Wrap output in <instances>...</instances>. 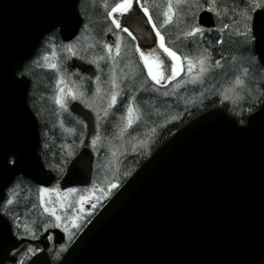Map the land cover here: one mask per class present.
I'll list each match as a JSON object with an SVG mask.
<instances>
[{
  "label": "water",
  "instance_id": "1",
  "mask_svg": "<svg viewBox=\"0 0 264 264\" xmlns=\"http://www.w3.org/2000/svg\"><path fill=\"white\" fill-rule=\"evenodd\" d=\"M79 3L0 0V198L19 176L44 188L55 182L38 153L39 125L28 105L30 82L16 80L19 67L50 32L57 30L63 42L78 35L83 24ZM139 15L142 31L133 32L137 47L162 54L152 24ZM199 15L206 28L215 27L213 15ZM71 68L96 76L93 66L79 60H72ZM80 109L87 145L93 119ZM259 110L243 124L220 107L199 115L127 178L57 263L50 261L45 246L31 259L38 257L40 264H264V119L252 120ZM9 152L19 161L13 165L15 157L9 156L5 167ZM85 178L73 162L60 184L76 185ZM52 233L55 245L62 244L63 234Z\"/></svg>",
  "mask_w": 264,
  "mask_h": 264
},
{
  "label": "rangeland",
  "instance_id": "2",
  "mask_svg": "<svg viewBox=\"0 0 264 264\" xmlns=\"http://www.w3.org/2000/svg\"><path fill=\"white\" fill-rule=\"evenodd\" d=\"M151 1V7H153L154 11L158 7L156 11L157 15H153V17L155 19V23L159 27V24L163 20L162 12L165 8L167 0H146L145 7L148 8V4L150 5ZM99 2L102 10L104 11V22L105 19L107 22V26L103 35V41L101 33H103L104 26L99 23L98 17H95L97 14V2L95 0H83L81 6V13L84 17L82 18L83 20H85L86 27L84 26L83 30L79 33V35L70 43L61 42L60 44L53 46L54 44L51 40H44V42L39 48L37 55L32 59L31 65L28 66V64L26 65V67L24 66V69L26 68L25 73L30 72L31 74L35 75L36 84L39 82L40 79H42V76L40 74L34 73L35 68L37 70H42L45 73H49L54 77L55 93L52 99L51 106L54 108L53 112L57 113L56 119L53 120L55 123L58 121V117L61 118L62 122L65 121V116L67 118H70V115L67 113V111H64L55 102V97L58 94L57 80L62 76L66 82L67 88L73 89L77 92L78 95L80 92L84 93L83 103L80 99L72 100L71 97H68L67 106L71 102L77 101L93 114L95 120V135L93 136V138H91L89 148L93 155H95L96 159L100 153L104 155L100 159H98V178H109V182H111L118 180L120 176L119 174L116 175V173H112L110 176L108 170L112 169V167L118 169V162L121 158L129 154L135 153L142 146H148L150 143L146 141L148 138L147 136H151L156 131L154 128L156 127L157 129H159L162 123L169 122V120L171 122L172 119L175 118V114L178 110H180L181 108H186L188 106L187 101H189V99L193 95V88L187 89L185 92H183V94L179 96L177 93L180 91V89L195 85L199 87V89L203 91L204 94H212L216 92H225L226 89L228 90V88H230L231 93L237 92L238 90L242 95L243 92L241 90L246 89L247 87L245 83L242 87H236L235 81L232 84L228 83L234 77H240L242 79L244 77L242 67L239 66L235 68L239 64V62H243L244 60V56L239 49V47L241 49L243 48V37L236 36L234 32V29L237 28L236 26L232 27L228 31V34L234 38L233 42L237 43L233 45V48L237 50V54L234 53L233 57H229V59L227 60L228 62L226 61L227 63L224 65L223 74L214 72L211 67L208 72L200 76L198 72L199 65H196V68L193 70L192 73H188L187 62L182 60V70L174 80H162L161 84H156L149 77L148 69L144 66V63L140 58V54L139 52H136L133 44H129V42L124 39L121 41V43L119 40H117L111 45L110 41L106 39V35L108 33H111L115 29V26L111 23V19L107 15L108 11L111 10L113 5L111 4L112 2L110 4L109 2L101 3L102 0H99ZM201 2H203V0H201ZM105 4L108 5L107 8H105ZM183 11L185 13H189L190 15V11L188 8H184ZM181 19H183V17H181ZM184 27L185 24L181 23L179 24V26L171 25L166 26L164 28H160L159 30L161 35L164 37V41L166 36V38L169 39L170 42H173L176 47L175 49L177 50L179 44L175 43L174 41H178V38L182 36L179 31ZM216 29L217 28L208 32L203 37V39L210 41L218 36L222 37V34L218 33ZM117 43L120 44L119 56L116 55L115 45ZM191 43L194 44V42L192 41H190L188 44ZM69 44H72L74 46V50L76 52L75 56H71L66 51L65 46ZM104 45L111 46V54H109ZM165 46L168 47V45L166 44ZM161 52L162 54H157L162 56V59L165 60L166 64H170L171 61L167 58L166 55H163V50H161ZM177 55L179 56L178 53ZM202 55L205 54H199L198 57ZM44 56H48V64H58L60 68L59 73L54 70H50L47 67L43 59ZM101 57H103V59H100ZM73 58H81L87 63L93 65L97 70V76L100 78L99 81L96 80L97 76L94 79L89 80L86 77L81 76L77 71L70 70L68 68V63ZM195 60L196 58L193 59L194 62ZM92 61H94L95 63H92ZM137 61L139 62V65H141L143 70H141ZM150 63L153 65L154 73L160 72L164 75L169 74L170 69H166L164 66L157 67L156 62L152 60H150ZM97 64L99 65V69L97 68ZM233 68H235V71L227 72L231 71V69ZM144 73L146 74V77H149V85L151 86H147ZM209 75L212 76L209 77ZM223 76L225 80H221ZM193 77H197L194 82ZM28 80L30 82L28 91L29 101L31 100L32 96L30 95L31 80L30 78ZM177 85H179V87ZM97 87L100 88L99 93L96 92ZM232 89L235 90L233 91ZM113 92L118 93L117 103L113 108L109 109L108 103ZM151 94L155 97H153ZM47 102H51L50 98H48L46 102H42L39 111L38 109L33 110L31 108L39 122V132L41 130V123L46 122L48 120L47 117L49 116V114L47 113L48 109L46 107L50 105H48ZM34 103L38 104L37 102H35V100ZM85 104L90 105V107H86ZM128 105H132L135 109V112L133 114L134 123L130 128L126 127L125 119V117L127 116ZM105 110L108 111L107 116L104 115ZM115 110L121 114L115 113ZM207 111L203 113H206ZM137 115L139 116L138 120L135 119V116ZM60 126L59 128L61 129L63 125L62 127ZM79 126H81L79 123L73 124L74 132H79ZM82 126L81 133H78V135H81H79L77 144L73 145L71 149H66L64 151L65 159L72 158L73 155L77 154L78 151L83 147L81 142L83 143L82 138L84 140L85 128L84 125ZM44 132L43 134H45ZM93 139L96 140L95 145H93L92 143ZM50 171L55 175L53 168ZM17 183L16 187L7 191V197L12 198L13 200H15L16 196L20 194L23 190L22 188H20V186L17 185ZM94 183H96V180ZM20 184L22 186L29 185L22 182ZM40 189L42 188H39L38 191L37 205L40 212L39 221H41L42 227L44 229L56 228L52 226L55 223L54 218L45 211V207L55 209L56 213L63 218L59 229L64 231L65 234L67 233V239L74 236L79 232L80 229H82V227L92 216L91 215L90 217H88V219L86 218V216L90 214V212L93 211L94 214L98 210V208L102 207L103 204L106 202V200L103 203L101 200H98L96 194L102 192L95 194L93 186L89 189H80L78 187H75L66 190H60L59 185H57L49 188H43L49 190L44 193H41ZM71 189H76L77 191L73 193L70 191ZM113 189L114 188L111 184L108 187L106 193L112 191ZM92 195H94V197ZM81 197L86 198L83 203L79 202ZM42 199L44 201L43 204L41 202ZM24 200L25 202H27L29 198L25 196ZM93 205H95V207H93ZM87 206H89L90 208L88 211L86 210ZM3 207L5 211L9 212L11 207H13V204L10 206L3 204ZM0 209L2 211L1 205ZM67 220L70 221V224L68 223L70 226L64 224L67 223ZM74 223L77 224L78 227L73 226ZM37 226L39 225L35 223L34 225H30V228L33 229ZM65 227L67 230H65ZM56 251L57 248L52 249V253L49 254L53 255V253Z\"/></svg>",
  "mask_w": 264,
  "mask_h": 264
},
{
  "label": "snow or ice",
  "instance_id": "3",
  "mask_svg": "<svg viewBox=\"0 0 264 264\" xmlns=\"http://www.w3.org/2000/svg\"><path fill=\"white\" fill-rule=\"evenodd\" d=\"M146 0H119L118 3L115 4L108 11L107 15L111 19V23L115 26L116 29H119L121 32L127 33L133 39L136 37L133 35L135 30H139L142 27V19L139 15V12L142 11L144 16H146L147 22L152 24V29L156 32V36L160 40V48L163 49V55H166L167 58L171 61L170 64H166L165 60L162 59V56L157 54V49H152L151 51L144 52L141 51L139 47L136 48V52H139L140 58L144 63V66L148 69V75L152 78V80L156 84H161L162 80H174L182 70V60L187 62V71L188 73H192L196 68V65H199L198 72L199 75L202 76L206 72H208L211 68L210 62L212 61L211 55H202L196 58L195 62L190 59L188 56H178L176 51L170 49L165 46L164 37L160 33V28H164L166 26H179V24L184 23L185 27L181 29L183 32V36L185 39H189L192 42H197L199 39H202L208 32L212 29L206 28L203 24L202 18L198 13L207 12L217 18L220 17L221 13L218 10L217 0H167L165 8L162 12L163 20L159 24V27L156 23H153L152 16L150 15L149 9L145 7ZM108 5L105 4V8ZM184 8H188L189 13H185ZM243 22V28H236L234 32L236 36L243 37L242 45L243 51L249 54V63L252 65H259L261 69H264V0H246L245 7L242 11H238L236 13ZM183 17V19H181ZM60 23L61 27H65L63 22ZM239 23V21H237ZM56 27V23L52 25L54 29ZM230 27L228 24H224L222 28L216 29V31L220 34L224 33ZM216 43L223 44L225 41L217 37ZM109 54L112 52V48L109 45H104ZM66 51L71 55L75 56L76 52L74 50V46L72 44L65 46ZM116 55H120V44L117 43L115 45ZM207 52V49H205ZM44 61L47 67L50 70H54L57 73L60 72V68L57 63L48 64V56H44ZM100 59H103L101 57ZM150 60L155 61L157 67L164 66L166 69H170L169 74L164 75L160 72H153V65L150 63ZM92 63H95L92 61ZM215 67H221V61H214ZM97 68L99 69V65L97 64ZM249 69L244 68L243 72L246 76L248 74ZM19 79L16 80L18 84L23 83L25 80V70L23 66H20L18 69ZM197 77H193V82ZM99 77H96V80L99 81ZM244 85V80L240 77H237L235 80L236 87H242ZM179 87V85H177ZM67 85L63 77L61 76L57 80V96L55 97V102L58 104L64 111H67V98L71 97L72 100L80 99L81 102H84V93L80 92L79 95L76 91L71 88H67ZM233 91L235 89H232ZM96 92H100V88L97 87ZM118 93L113 92L111 94L110 101L108 103V108H113L117 103ZM227 98V97H225ZM260 105V110L258 115H254L252 120L264 119V93L260 96H257L255 102L251 107H249L248 111L251 113L256 105ZM86 107H90V105L85 104ZM135 109L132 105L127 106V116L126 119V127H132L134 123L133 114ZM99 115V114H98ZM104 115H108V111L105 110ZM135 119L138 120L139 116H135ZM252 121H248L251 123ZM87 127V125H85ZM74 131V130H71ZM98 138V137H97ZM93 145H95L96 140L93 139ZM15 157L11 162L13 165L17 164L19 161V157L16 156L14 152H9L4 160V165L7 167L9 161L8 157ZM40 161L36 162V167L40 168ZM10 171H14V169H9ZM113 188L116 185H112ZM49 191L48 189H40L41 193ZM71 192H76V189H71ZM85 197H81L80 203H83ZM42 204L44 203L43 199L41 200ZM0 203L6 204L8 206L14 203V200L9 197L0 198ZM63 206V205H62ZM95 207V205H93ZM45 211L54 218L55 223L52 225L53 227L59 228L61 226L62 217L58 215L55 209H50L45 207ZM75 219V218H74ZM73 226L78 227L77 224H73ZM21 224L18 222L16 217H12L9 215L7 211H0V254H2V259H0V264H4L7 261V264H26V260H31V264H40L39 258L31 259L32 257H36L39 249L38 247L33 245V242L39 239L36 235V231L34 229L29 228L27 225L23 226V231H21ZM47 229L45 228V231ZM65 230L66 227H65Z\"/></svg>",
  "mask_w": 264,
  "mask_h": 264
},
{
  "label": "trees",
  "instance_id": "4",
  "mask_svg": "<svg viewBox=\"0 0 264 264\" xmlns=\"http://www.w3.org/2000/svg\"><path fill=\"white\" fill-rule=\"evenodd\" d=\"M246 0H217V5H218V10L220 11L221 15L219 18L215 17L216 19V28L220 29L223 27L224 24L230 25V27L225 30L224 33H222V38L225 42L223 44L216 43L215 41L217 40V37L208 41L206 39H199L198 42H195L194 44H188L191 40L185 39L183 36V32L180 30L179 33L182 35L180 38H178V41H174L175 43L179 44V47L177 50L175 49V45L173 42H170L169 39L166 38L165 36V41L168 47L176 51L179 56L182 58L184 56H188L190 59H195L199 56V54H205L211 55L212 61L210 62L211 67L214 72L221 73L223 74V68L224 65L228 62L227 60L229 57H233L234 53L237 54V50L233 48L234 43L233 37L228 34V31L232 27H237L242 29L243 28V22L239 16L236 15L238 11H242L245 7ZM82 4L80 5L81 9ZM148 6H152V1L151 4ZM97 10L101 9L99 5H96ZM158 7L155 9L150 8V13L153 17V15H157ZM239 21V23H237ZM103 33H101V36L103 37ZM176 36V35H175ZM46 41L51 40L52 43L55 45H58L61 43L60 37L57 33V31H53L50 34L47 35V37L44 39ZM187 45V46H186ZM239 46V43H238ZM205 49H207V52H205ZM240 49V52L244 56L243 62H239V64L235 67H242V70L244 68H248V74L243 77L244 83L246 85V89H242L241 91L243 94H240V91L237 90V92H232L230 91V88L228 90L226 89L225 92H216L212 94H204L203 91L199 89L197 86H188L185 88L180 89V91L177 93L179 96L183 94L187 89L193 88V95L189 99L188 106L186 108H181L178 110L175 114V118L172 119L170 122H165L160 125V128L157 129L156 127L154 128L156 131L151 135L147 136V142L150 143L148 146H142L139 150H137L135 153L131 155L132 158H135L136 163H131L127 167H122L115 169L112 167V169L108 170V173H110V176L112 173H116V175L119 174L120 179L111 181L109 180L106 181L105 186L106 189L102 191V193L96 194V197L98 200H101L102 203L111 195V193L118 187L119 184H121L127 176H129L135 168H137L142 162H144L152 153L153 151L158 148L162 143H164L174 132L179 130L181 127H183L185 124L193 120L195 117L200 115L201 113L211 109V108H217V107H223L227 113H229L232 117H234L239 123L243 124L245 122L246 117L251 114L252 112L256 111L258 107L260 106L259 104L256 105L255 109L250 113L248 111L249 107L253 105L255 102L257 96H260L262 93H264V69H261L260 66L257 65H252L249 63V54L245 53L243 51V48ZM215 60H220L221 61V67L217 68L215 67L214 61ZM227 61V62H226ZM231 61V60H230ZM32 63V60L28 62L26 65L30 66ZM25 65V67H26ZM27 66V68H28ZM235 68L231 69V71L227 72H233L235 71ZM26 69V68H25ZM24 69V70H25ZM30 73V72H29ZM28 72L25 73L27 78H30L31 80V100H29V105L30 107L35 110L37 107L40 108L42 102H46L48 98L52 101L54 93H55V79L54 77L49 74L45 73L42 70H37L35 68L34 73L40 74L42 76V79L39 80V82L36 84L35 81V75L34 74H29ZM212 75H209V77ZM214 77V76H213ZM237 77L232 78L228 83L232 84ZM221 80H225L224 76L221 78ZM145 81L147 86H151L150 84V79L149 77H146L145 75ZM149 90V89H148ZM152 95V94H151ZM153 96V95H152ZM234 96V97H231ZM155 97V96H153ZM227 97V98H225ZM37 102L38 104L34 103ZM192 101V103H191ZM48 103V102H47ZM48 105H51L48 103ZM37 106V107H36ZM43 129L40 130L41 136V146H45V142H48L50 140V135L48 132H45L43 134ZM45 136V137H44ZM62 144V143H60ZM40 153V152H39ZM106 154V153H105ZM58 157V156H57ZM62 157V153L61 156ZM126 157V156H125ZM52 163V162H51ZM48 163L47 165L44 164V166L47 169H52L54 166H56L54 163ZM68 162H65L64 165H67ZM62 165V164H61ZM131 165V166H130ZM55 172L56 178L59 179L61 176L64 174L65 169H53ZM99 179V178H98ZM98 179L95 176L94 179L92 180V186H97L101 187L98 184ZM96 180L97 184L94 183ZM18 182V183H17ZM17 185L20 186L23 190L21 191L20 194L16 196V199L14 200L15 206H14V213L17 208V215L15 214L17 219L24 220V219H29L31 216L35 213L36 217L39 216V208L37 205V199H38V191L39 188L34 185L32 182L29 180L19 178L17 181ZM26 183L29 185H21L20 183ZM16 183L12 187H16ZM117 185L112 191L107 192L108 187L111 184ZM17 186V187H18ZM19 192V190H18ZM106 193V194H105ZM27 196L29 200L25 202L24 197ZM13 210V209H12ZM4 211V210H3ZM66 247H59L56 252L53 253L52 261H57L61 258V255L63 254L64 250ZM27 261V260H26Z\"/></svg>",
  "mask_w": 264,
  "mask_h": 264
},
{
  "label": "flooded vegetation",
  "instance_id": "5",
  "mask_svg": "<svg viewBox=\"0 0 264 264\" xmlns=\"http://www.w3.org/2000/svg\"><path fill=\"white\" fill-rule=\"evenodd\" d=\"M116 1L117 0H113V2H116ZM95 17H97V16H95ZM142 28H143V23H142L141 29H139L137 31L139 33H141ZM122 38L126 39V41H128L129 44L132 42L134 43V41L132 40V37H130L127 33L121 32L119 29H116V28L111 33L106 35V39L109 40L111 44L115 43L117 40H120ZM141 40L143 41V38H141ZM69 67H70V62L68 63V68ZM140 67H141V65H140ZM141 70H143L142 67H141ZM50 104H52V103L50 102ZM75 104H77V105H75ZM81 107L86 109L84 106H82L77 101L71 102L67 106V108H68L67 113L70 115V118H67L64 115L65 121H63L61 123V126L63 125L62 128L66 132H60V131L58 132L57 131L56 123H59V119L55 123L53 121L55 118H53L52 116H48L47 117L48 120L46 122L41 123V129H43V131H45V132H48L50 135V140L48 142H45V146L40 147V155H41L43 163L47 165V162L48 163L52 162L56 165V166H54L51 163L54 166L53 169H56V170L57 169H65V171H66L68 166L71 163L75 162L83 170V172L85 173V176H86L83 183H80V184L77 183L76 185L75 184L61 185L60 181L62 180L64 175H62L61 178H59V179L56 178V185L58 184L61 189H68V188H73V187L84 188V189L91 188L92 187V185H91L92 180L95 177V172L98 170V159H100L102 156H104L103 154L100 153L96 159L95 155H93L92 152L90 153L89 151L85 150V141H86V136H87L86 132H85L83 145H82L83 147L78 151V153L74 154L72 158L65 159V157H64V151L66 149H71V147L73 145L77 144L79 135H81V134L78 135V133H80V132L77 133V132L71 131L74 129L73 124L79 123L80 125H84V127H85V125H87L86 120L83 116V111L80 109ZM46 108L48 109L47 113H53L54 109L52 106H48ZM36 109H38V111H39L38 107ZM115 113L121 114L117 111ZM51 119H52V121H51ZM85 130H86V127H85ZM82 136H83V134H82ZM60 143H62V144H60ZM81 144H82V142H81ZM61 153H62V157H59V156H61ZM131 155L132 154H129L126 157L121 158L118 162V168L127 167L130 163H131V165L133 163H136L135 158H132ZM65 162H68V164L64 165ZM107 180H109V178H103V177L99 178V180H98L99 182L97 181L98 184H97V182H96V184L101 186V187L99 188L97 186H94V193L95 194L102 192L106 189L105 183ZM92 196L94 197V195H92ZM14 206H15V204H13V207L9 211V214L12 217H16L15 214L17 215V213H16L17 208H16L15 213H14ZM89 209H90L89 206H87L86 210L88 211ZM35 215H37V214L35 213ZM35 215L33 214L31 216V218H29V219H24V220L17 219V220L22 226L21 231H23L24 225H27L29 228H30V225H34L35 223H37L39 225L36 228H33L36 231V235L39 237V239H37L36 241L33 242V245L36 247H43V246L48 247L47 248L48 254L52 253V249H55V247H68L72 243V241L75 239L77 234L79 233L78 232L74 236L67 239V237H66L67 233L65 234V232L59 228H46L47 230L45 231V229L42 227L41 221H39V216L36 217ZM91 215H93V211L90 212V214H88L86 216V218L88 219V217H90ZM68 223L70 224L69 220H67V223H64V224L70 226ZM56 229L60 230L63 233V243L62 244L55 245V236L52 233V231L56 230Z\"/></svg>",
  "mask_w": 264,
  "mask_h": 264
}]
</instances>
